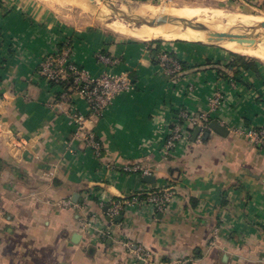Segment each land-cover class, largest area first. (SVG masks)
<instances>
[{"label": "crops", "instance_id": "0c3cea01", "mask_svg": "<svg viewBox=\"0 0 264 264\" xmlns=\"http://www.w3.org/2000/svg\"><path fill=\"white\" fill-rule=\"evenodd\" d=\"M215 1L264 12V0ZM152 40L76 32L35 0H0V264H145L119 242L147 249L148 264H264L263 151L229 131L210 129L206 140L197 141L198 133L193 141L195 126L186 149L166 158L160 147L148 149L158 121L208 111L216 89L227 104L211 121L264 126L263 69L230 67L219 47L180 40L169 42L183 65L172 82ZM66 44L92 76L129 75L130 91L85 123L101 143L100 158L71 141L70 109L87 116L86 101L77 93L61 100V86L40 73L44 57ZM133 164L152 168L154 182L121 170ZM169 188L167 211L137 204L112 221L116 242L80 228L84 212L98 206L96 198L84 201L86 191L120 200Z\"/></svg>", "mask_w": 264, "mask_h": 264}, {"label": "built area", "instance_id": "2783aa9c", "mask_svg": "<svg viewBox=\"0 0 264 264\" xmlns=\"http://www.w3.org/2000/svg\"><path fill=\"white\" fill-rule=\"evenodd\" d=\"M72 47L65 45L61 50H57L51 55L44 57L40 64L41 75L51 83L61 86L60 99L67 101L74 93L80 95L88 105V115H83L76 109H70L69 118L74 127L71 141L82 143L85 149L93 152L97 157H101V143L95 134L86 128L85 123L88 118H99L105 109L114 101L115 97L131 89L129 75L127 73L114 74L105 72L98 76H92L88 71L80 68L75 63L72 55ZM101 60L110 63V60L101 56ZM158 65L171 78L172 82H177L183 72V65L179 61L176 51L165 42L158 49ZM227 104L223 92L216 89L209 100V109L191 115L186 111H180L175 120L170 124L166 121H158L156 138L149 143L148 149L160 147V155L164 158L173 155L176 150L181 151L189 145L191 130L194 126L200 129L196 138L200 141L203 133L210 130V122L213 115H216L221 108ZM218 122V121H217ZM221 125L227 127L229 133L234 137H241L259 150L264 152V126L255 127L252 124H227L219 121ZM12 143L21 142L20 139L11 138ZM71 144V143H70ZM186 146V147H185ZM111 165H106L108 171ZM124 172L138 173L141 176H148L153 173L152 168L139 164L126 165L121 168ZM174 189L149 190L132 194L127 199L115 200L106 198L100 193L92 194L90 191L84 193V201L93 198L97 199L98 206L95 209L84 212L80 228L86 233H94L97 238L113 239L112 221L125 213L128 207L143 204L153 212H165L169 209L174 198ZM75 208L82 210V205H74ZM119 242V241H117ZM123 246H128L135 261L145 264L150 262V252L142 246L133 247L130 243L119 242ZM184 260H171L165 264H185Z\"/></svg>", "mask_w": 264, "mask_h": 264}, {"label": "bare ground", "instance_id": "6f19581e", "mask_svg": "<svg viewBox=\"0 0 264 264\" xmlns=\"http://www.w3.org/2000/svg\"><path fill=\"white\" fill-rule=\"evenodd\" d=\"M68 1V0H67ZM66 1V2H67ZM101 1V0H100ZM48 2V0H47ZM64 2V1H63ZM107 7H116L118 11L128 17H137L142 19L147 15L150 18L142 20H150L162 16H171L174 19L181 21L180 19H185L187 21H181L186 23L187 27L184 29V35L181 32V28L175 27L169 24H138L135 27L131 26L129 23H121L124 26L123 30L125 33L139 39L152 40L159 39L161 37H168L173 35L175 39L183 40H192V41H213L214 43L219 44L221 47L225 48L227 51L232 53L251 57L253 59L259 60L264 63V33L256 34L255 31L257 28L250 29L248 26H242L244 24L254 23L256 20H259L254 15H246L240 13H231L224 11H215L208 7L204 6H148V5H138L132 1L128 0H104ZM52 3V1H51ZM69 3L76 5L78 7L86 8L87 10L93 11L96 10L102 15H107L108 10L101 3L97 6H94L91 1L90 3L82 2L80 0H71ZM58 4V3H57ZM56 4V5H57ZM70 4V5H71ZM84 10V9H83ZM90 13V12H89ZM155 13V14H152ZM161 14V15H158ZM249 22V23H248ZM259 27L264 29V20L256 21ZM222 25H228V31L219 32V31H208L207 29H213L215 27H221ZM240 25V26H239ZM200 33H210L208 37L201 36ZM233 39H227V34ZM210 38V39H209ZM171 40V39H163ZM224 40V41H223Z\"/></svg>", "mask_w": 264, "mask_h": 264}, {"label": "rangeland", "instance_id": "374dc122", "mask_svg": "<svg viewBox=\"0 0 264 264\" xmlns=\"http://www.w3.org/2000/svg\"><path fill=\"white\" fill-rule=\"evenodd\" d=\"M37 3H40L41 5H44L46 8H48L49 10H51L55 17L58 19V22H60V24L70 27L74 30H76V32L79 31H86L89 29H94V30H105V31H109L112 33H116L117 35H124L126 37L129 38H134L133 36L125 33V31L123 30V28H121L122 26H124L123 24L121 25V23H129L131 24V26L135 27L136 23H130L125 21L124 19H122V17L120 15H118L117 13H115L114 11H112L109 7L106 6L104 0H80V3L83 4L82 2H86L87 3H91L94 6H97L98 3L99 4H103L106 9L108 10V14L107 15H102L100 14L98 11L93 10H87L86 8H81L78 7L76 5H73L71 3H69V1L71 0H35ZM52 1V3H51ZM64 1V2H63ZM67 1V2H66ZM128 1H132L138 5H148V6H155V5H159V6H183V5H189V6H204V7H208L212 10L215 11H228L231 13H240V14H246V15H254L255 17H257L259 20L258 21H263L264 20V12L261 11H248V10H243L241 8L238 7H232L230 4L228 3H221V2H217L215 0H184V1H176V0H128ZM58 3V4H57ZM57 4V5H56ZM71 4V5H70ZM90 12V13H89ZM155 14V13H152ZM161 15V14H158ZM167 17H171V16H167ZM142 19H146V18H150L147 15H145L144 17H141ZM174 18V17H172ZM181 21H187L185 19H180ZM255 21V22H256ZM249 23V24H244L242 26H248L250 29H254L257 28V30L255 31L256 34L258 33H264V29L262 27H259L258 24L256 23ZM124 23V24H125ZM240 26V25H239ZM181 28V32L184 35H188L186 33H184V29H186L185 27H183L182 25H180ZM227 28H229L228 25H222L221 27H215L213 29H207L204 28L208 31L214 32V31H219V32H225L228 31ZM210 33H205L202 34L200 33L201 36H206L208 37ZM174 38L173 35L168 36V37H161L159 38L160 41L162 42H175V41H192V40H183V39H175L172 40ZM136 39V38H135ZM163 39H171L170 41L168 40H163ZM210 39V38H209ZM196 42V41H193ZM213 42V41H210ZM214 45L216 47H219L221 50L227 52L228 54L232 53L230 51H227L225 48L221 47L219 44L214 43L211 44ZM235 54V53H234ZM243 56V55H240ZM247 57V56H244ZM250 60H254L258 63V65L263 69V73H264V63L253 59L251 57H248Z\"/></svg>", "mask_w": 264, "mask_h": 264}, {"label": "water", "instance_id": "95a60500", "mask_svg": "<svg viewBox=\"0 0 264 264\" xmlns=\"http://www.w3.org/2000/svg\"><path fill=\"white\" fill-rule=\"evenodd\" d=\"M109 8L112 11H114L115 13H117L118 15H120L122 17V19H124L125 21L130 22V23H136V24H142V23L154 24V23H159V24H169V25H172V26H175V27H179L180 25H182V26H186L187 25L186 23H183V22H181V21H179L177 19H174L172 17H167V16L157 17V18H153V19H150V20H142V19H139L137 17H128V16L122 14L120 11H118L116 7L111 6ZM225 38H226V40L227 39H233L230 36L229 33L227 34V37H225ZM196 42L202 43V44H213V42L206 41V40L196 41ZM209 126H210L211 130L216 131L220 135H223V136H225L227 134V132H228V130H226L223 126H221L217 121H211ZM199 131H200L199 128L195 129V131L193 133V137H192L193 141L195 140V138H196L197 134L199 133ZM208 135H209V132L206 131L203 134V140H206ZM144 180L146 182L151 183V182H154V177L153 176H145ZM76 196L78 197V195H74V198H73V201L75 203L77 202ZM115 219H122V216H118Z\"/></svg>", "mask_w": 264, "mask_h": 264}, {"label": "trees", "instance_id": "16d2710c", "mask_svg": "<svg viewBox=\"0 0 264 264\" xmlns=\"http://www.w3.org/2000/svg\"><path fill=\"white\" fill-rule=\"evenodd\" d=\"M151 42H153L154 44H158V48L159 49V44L162 42L160 40H152ZM68 46H71V44H68ZM63 47H65V45H63ZM62 46L60 45L58 47V50H61ZM157 52V51H156ZM230 56L232 57V61L230 63V67H234V68H241L244 71H252L255 74L258 75V63L254 60H250L248 57H244V56H240L238 54H234V53H230ZM54 84V83H53Z\"/></svg>", "mask_w": 264, "mask_h": 264}]
</instances>
